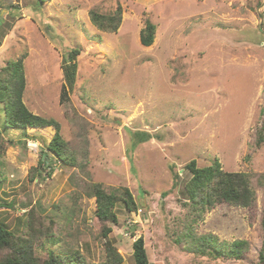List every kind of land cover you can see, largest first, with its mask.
Listing matches in <instances>:
<instances>
[{"label": "rangeland", "instance_id": "rangeland-1", "mask_svg": "<svg viewBox=\"0 0 264 264\" xmlns=\"http://www.w3.org/2000/svg\"><path fill=\"white\" fill-rule=\"evenodd\" d=\"M0 4V69L23 62L25 105L59 122L76 156L68 167L47 151L51 128L30 129L27 136L4 129L0 107V222L24 236L29 218L42 224L43 234L33 233L39 264L51 253L105 263L94 184L118 194L128 188L142 210L134 217L119 201V222L108 224L122 264H135L139 237L153 264H262L264 143L257 145V134L264 123V0ZM119 6L117 31L91 22L90 12L113 14ZM147 21L156 28L150 47L140 42ZM76 49V85L62 103L63 65ZM44 153L52 169L42 162ZM192 160L248 174L255 204H218L194 221L184 206L192 178L185 166ZM190 235L213 236L219 248L237 240L249 246L238 260L200 256L188 248Z\"/></svg>", "mask_w": 264, "mask_h": 264}, {"label": "trees", "instance_id": "trees-1", "mask_svg": "<svg viewBox=\"0 0 264 264\" xmlns=\"http://www.w3.org/2000/svg\"><path fill=\"white\" fill-rule=\"evenodd\" d=\"M40 3L46 0H39ZM1 14V4H0ZM122 8L119 6L113 14L100 15L96 12H90L91 22L103 31H117L121 25ZM3 19L0 17V26ZM156 28L151 21L146 22V27L140 34V42L144 47H150L155 40ZM1 44V41H0ZM79 50H73L70 53V61H65L63 65V75L65 83L63 84L60 101L66 103L70 100L68 92L73 91L77 81L78 64L76 63ZM26 90V79L22 61L9 62L0 69V107L4 113V129L12 128L21 130L27 136L30 129L51 128L55 131L52 140L47 145V151L53 154L57 161L62 162L68 167L75 166L76 156L70 146L64 141L61 135V126L59 122L51 118L34 114L24 103V93ZM0 130V155L5 151L4 143L1 142ZM257 145L264 143V123L257 134ZM47 167L52 169L49 162L48 153L43 154ZM185 169L191 173L192 178L186 184L188 202L184 204L192 209L196 219H202L203 215L214 208V206L227 203L235 207L250 208L256 202V192L252 185L251 178L245 173L226 172L222 170L219 161L208 167H199L196 160L189 162ZM179 174L176 173V178ZM92 195L96 200L97 218L103 223L102 235L106 239V257L107 260L102 264H122L123 258L118 253L116 246L109 239L112 228L108 225L118 224L119 218L116 212V206L119 201H123L125 208L129 213L139 210L132 193L125 188L119 194L116 190L106 191L102 185H92ZM29 214L34 215V211ZM40 225V227H39ZM261 226L264 230V209ZM27 232L18 234L10 231L0 222V264H39L35 256L37 241L34 242L33 233L42 228V224L37 226L34 219H28ZM37 230L43 234V231ZM189 250L200 256L210 255L225 259H241L248 250V242L237 240L228 247H217L213 236H203L200 238L190 235ZM214 239V240H213ZM197 241V243H195ZM199 244V245H198ZM196 245V246H194ZM196 247V248H195ZM133 258L135 264H153L148 257L145 240L139 237L133 243ZM259 259L264 264V238L262 250L259 253ZM45 264H87L80 254L66 255L65 257L50 254V259Z\"/></svg>", "mask_w": 264, "mask_h": 264}, {"label": "built area", "instance_id": "built-area-1", "mask_svg": "<svg viewBox=\"0 0 264 264\" xmlns=\"http://www.w3.org/2000/svg\"><path fill=\"white\" fill-rule=\"evenodd\" d=\"M139 214L142 213V210H138ZM134 217L138 216V214H136V212L133 213ZM140 216V215H139ZM135 221H129V224H133Z\"/></svg>", "mask_w": 264, "mask_h": 264}]
</instances>
